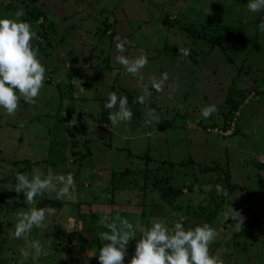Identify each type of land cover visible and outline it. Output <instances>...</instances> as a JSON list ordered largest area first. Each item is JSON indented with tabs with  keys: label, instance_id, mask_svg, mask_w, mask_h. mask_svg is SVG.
Returning a JSON list of instances; mask_svg holds the SVG:
<instances>
[{
	"label": "rangeland",
	"instance_id": "1",
	"mask_svg": "<svg viewBox=\"0 0 264 264\" xmlns=\"http://www.w3.org/2000/svg\"><path fill=\"white\" fill-rule=\"evenodd\" d=\"M247 3L0 0V18H14L23 9L21 19L39 38L47 36L38 52L46 76L35 104L21 98L11 116L0 108V199L13 192L8 189L17 173L30 176L33 168L75 178L63 199L55 191L36 197L35 207H52L56 214L46 218L47 227H34L20 239L14 238L17 213L32 206L23 193L1 199L0 264H34L31 249L26 258L20 253L32 240L44 248L35 264H100L99 249L106 243L100 233L107 229L98 221L105 214L125 217L139 228L182 222L187 229L208 222L218 234L211 255L224 264H264V94L259 95L264 91V31L258 27L264 13L249 12ZM225 27L227 52L212 49L210 42ZM193 30L207 40L195 38ZM117 36L128 41L123 53L117 50ZM141 50L148 56L143 81L116 61L117 55L135 58ZM72 65L80 69L72 72ZM165 72L168 81L157 92L151 78ZM231 89L253 92L234 113V126L223 116ZM109 92L128 98L131 121L112 124L109 112L118 108L104 107ZM141 95L144 105L137 102ZM212 104L216 113L203 118L201 108ZM149 108L159 122L146 115ZM190 160L219 169L205 176L196 165L168 166ZM226 172L232 184L253 196L231 195ZM166 176L171 178L164 182ZM217 185L227 197L218 194ZM170 187L181 194L165 200L161 191ZM231 206L245 217L239 231L231 217L223 216ZM255 220L250 237H244ZM140 236L137 231L129 241L124 264Z\"/></svg>",
	"mask_w": 264,
	"mask_h": 264
},
{
	"label": "clouds",
	"instance_id": "2",
	"mask_svg": "<svg viewBox=\"0 0 264 264\" xmlns=\"http://www.w3.org/2000/svg\"><path fill=\"white\" fill-rule=\"evenodd\" d=\"M247 8L251 13H264V0H248ZM23 16V9H18L14 18H0V108L9 116L17 112L21 98L28 104H35L44 87L46 76V68L38 59L39 49L32 46L33 39L38 40L39 37L32 31L31 25L21 19ZM258 27L264 31V20ZM116 42L117 50L123 53L128 41H121L117 36ZM116 61L124 67L127 74L143 81L142 70L148 65V56L143 50L135 58L117 55ZM116 75L113 71L112 76ZM167 81L168 73L165 72L159 79L151 78L150 85L157 92H161ZM141 86L147 93L148 86ZM137 102L144 105L145 96L137 97ZM104 107L108 110L118 108L115 112H109V120L113 125L132 119L133 113L126 96L109 92ZM216 111L214 104L203 106L201 115L207 119ZM146 115L159 122L154 109L149 108ZM74 185L75 178L72 173L54 174L51 168L46 174L40 168H33L30 176L17 173L16 183L10 185L8 190L23 193L24 202L32 207L17 213L14 238L26 237L34 227H47L46 218L56 214V209L52 207H35L37 196H42L47 191H55L57 198L63 199L70 194ZM217 192L225 197L228 195L227 190L220 185H217ZM223 216L225 220L231 217L238 231L240 226L244 225L245 217L232 206L224 210ZM98 226L107 229L100 233V240L106 242L99 249L100 264H124L129 241L136 238L137 231L141 236L137 239L135 254L129 264H224L218 255L210 254V244L218 234L206 223L185 229L182 222H175L171 228L161 222H154L150 228H139L125 217L105 214L100 217ZM28 249L33 252L34 264L44 254L43 245L39 240H32L20 249L25 258L29 255Z\"/></svg>",
	"mask_w": 264,
	"mask_h": 264
},
{
	"label": "trees",
	"instance_id": "3",
	"mask_svg": "<svg viewBox=\"0 0 264 264\" xmlns=\"http://www.w3.org/2000/svg\"><path fill=\"white\" fill-rule=\"evenodd\" d=\"M248 16V15H247ZM166 23H169L170 24V21L166 20ZM227 29L228 27H225L221 32H219L217 35H215V38L214 40H212L210 42L211 46H212V49L215 48V47H219L222 49V51H225V47H224V44L222 43V41L224 40L225 36H226V32H227ZM193 36L195 38H200L202 39L203 41H206L207 40V37L204 36L203 32L201 31H196V30H193ZM46 40L47 39V36L44 35L43 37L39 38L38 40L37 39H33L32 41V46L33 48H38L40 50L41 46H42V41L43 40ZM259 38H257L258 40ZM209 42V41H208ZM261 42L260 41H257V44H260ZM259 45H257L258 47ZM227 52V51H225ZM228 58H230L228 56ZM72 69V72H77L78 69H80L79 67H75L72 65L71 67ZM80 71V70H79ZM229 94H228V98L226 100V106L229 107L228 110L229 112L226 114V113H223V116H224V119H225V122L229 121L231 122L234 118V113L239 109V107L241 106L242 102H244L246 99H248V97L252 94V91L250 89L248 90H245V89H242V91H238L237 89V92H232V89L230 91H228ZM264 94V91L259 93V95H263ZM200 123V122H199ZM199 127V126H198ZM226 128L227 125H226ZM238 133V129H236L235 133ZM235 135V134H234ZM147 160H149V157H146ZM192 165V166H195L196 165V162L193 161V160H190L189 162H186V163H182V164H179V165H176V164H173V163H170L168 166L173 169L175 166H179V167H184L186 165ZM199 167L200 168V172L201 174L207 176L208 174L209 175H212V174H216V172L218 171V169L215 168L214 169H211V168H208V167H202V166H197L196 165V168ZM264 168V166H263ZM225 181L224 183L227 184V188L229 190V193L231 195H233V193H236L237 191H240L241 193H247L251 196H253V194L249 193L247 191L246 188H242V187H239V186H236L234 184H232V178H231V172H226L225 173ZM168 178H171V176H166V178L164 179V182L168 179ZM163 182V183H164ZM16 183V179L14 181L13 184ZM166 188V187H165ZM160 189V188H159ZM160 190H163V189H160ZM162 194H163V199H167V198H171V197H179V195L181 193L177 192L175 188H172L170 187V189L168 188L167 190H163L161 191ZM176 194V195H175ZM15 191L13 192H10L7 196L5 195L3 198H1L2 200L5 199V200H13L15 198ZM0 199V201H1ZM198 199V198H197ZM208 224V222H207ZM257 224V220H255V223H253V225L249 228V230H247L246 232H244L242 235H244V237H250V233L253 231L254 227L256 226ZM74 238L73 237H69V241L72 243L74 242ZM83 242H85V240L82 239ZM86 243L89 244V242L86 240Z\"/></svg>",
	"mask_w": 264,
	"mask_h": 264
},
{
	"label": "built area",
	"instance_id": "4",
	"mask_svg": "<svg viewBox=\"0 0 264 264\" xmlns=\"http://www.w3.org/2000/svg\"><path fill=\"white\" fill-rule=\"evenodd\" d=\"M236 121H237V119H236V118H234V119H233V121H232V124H231V125H232V126H234V125H235V123H236Z\"/></svg>",
	"mask_w": 264,
	"mask_h": 264
}]
</instances>
